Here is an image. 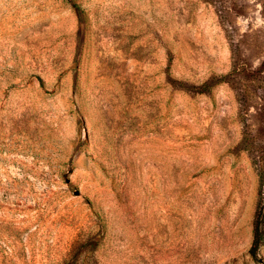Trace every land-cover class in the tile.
Masks as SVG:
<instances>
[{
	"label": "rangeland",
	"instance_id": "1",
	"mask_svg": "<svg viewBox=\"0 0 264 264\" xmlns=\"http://www.w3.org/2000/svg\"><path fill=\"white\" fill-rule=\"evenodd\" d=\"M264 0H0V264H264Z\"/></svg>",
	"mask_w": 264,
	"mask_h": 264
},
{
	"label": "trees",
	"instance_id": "2",
	"mask_svg": "<svg viewBox=\"0 0 264 264\" xmlns=\"http://www.w3.org/2000/svg\"><path fill=\"white\" fill-rule=\"evenodd\" d=\"M260 175L262 176V195L256 212V221L254 225V238L252 242L251 253L255 255L262 237L261 227L264 224V165L261 167Z\"/></svg>",
	"mask_w": 264,
	"mask_h": 264
}]
</instances>
